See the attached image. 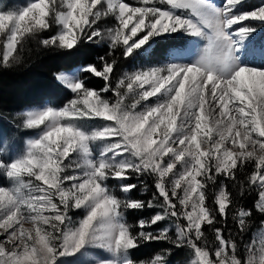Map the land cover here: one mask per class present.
<instances>
[{
    "label": "snow or ice",
    "instance_id": "snow-or-ice-1",
    "mask_svg": "<svg viewBox=\"0 0 264 264\" xmlns=\"http://www.w3.org/2000/svg\"><path fill=\"white\" fill-rule=\"evenodd\" d=\"M247 3L0 6V74L26 66L29 43L107 49L54 74L66 103L7 116L0 105V264H171L173 248L189 250L190 264H264V2ZM177 34L204 42L203 54L136 63ZM151 243L171 247L139 259Z\"/></svg>",
    "mask_w": 264,
    "mask_h": 264
},
{
    "label": "trees",
    "instance_id": "trees-1",
    "mask_svg": "<svg viewBox=\"0 0 264 264\" xmlns=\"http://www.w3.org/2000/svg\"><path fill=\"white\" fill-rule=\"evenodd\" d=\"M264 2V0H249L246 4L248 7H256ZM264 35V30L262 31ZM28 48L31 49L30 56L27 57V64L13 71H5L0 74V105H2L4 114L12 110H19L26 106L37 105L42 102L51 101L55 105L66 103L67 92L62 91L55 78V73L68 69L69 65L83 62L85 57L95 58L96 56L105 55L107 49L105 46L85 45L81 52L75 55H68L64 51H45L36 50V46L29 43ZM128 65L124 61L121 65ZM93 86H101L100 78L92 79ZM134 182V181H133ZM132 196L137 199L150 198L148 194H138L134 191ZM255 201V193L247 197L242 203L251 207ZM155 211H158L156 209ZM154 214V210L146 209L144 212L133 211L128 215L129 223H136L140 218H147ZM261 217L254 216V224L258 226ZM210 239H211V234ZM171 245L166 243H151L140 247L136 252L139 259H149L154 254L169 248ZM183 249H172V255L169 257L171 264H175L177 260L183 257Z\"/></svg>",
    "mask_w": 264,
    "mask_h": 264
},
{
    "label": "rangeland",
    "instance_id": "rangeland-1",
    "mask_svg": "<svg viewBox=\"0 0 264 264\" xmlns=\"http://www.w3.org/2000/svg\"><path fill=\"white\" fill-rule=\"evenodd\" d=\"M27 2L28 0H0V6H7L9 9H16L19 7H23ZM217 4H220V3H217ZM250 9L251 7H248L247 5L245 6V10H250ZM245 23H249V22L246 21ZM252 23L255 24V22H252ZM257 26L260 27V31L256 35V40L257 41L264 40V37L260 35L264 26H259V25ZM205 47H206V44L204 42L197 41L191 37L180 36L177 34L172 37H166V38L160 39L158 43L153 45L151 52L147 56L138 59L136 63L137 64L143 63L146 65L163 64V63L171 62V61L178 62V63H186L189 60L199 58V56L203 54ZM126 63H128V65L127 64L123 65L121 67L122 70H130L129 62L126 61ZM45 102H48V101L46 100ZM31 106H36V105H31ZM27 107H30V106H26L24 108H27ZM5 116H7V114H5ZM3 127H4V130L7 131L8 125L6 122L3 124ZM110 184L112 187H116L115 181H111ZM138 194H141V193L138 192ZM82 214H83L82 210L77 211L74 215V219H78ZM164 227H168V225L165 224ZM183 250L185 254H183V257L177 260L175 264H190V259H191L190 252L187 249H183Z\"/></svg>",
    "mask_w": 264,
    "mask_h": 264
}]
</instances>
